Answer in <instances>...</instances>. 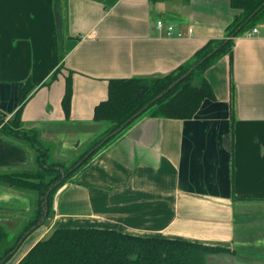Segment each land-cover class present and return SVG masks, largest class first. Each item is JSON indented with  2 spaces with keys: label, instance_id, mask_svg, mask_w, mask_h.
<instances>
[{
  "label": "crops",
  "instance_id": "0c3cea01",
  "mask_svg": "<svg viewBox=\"0 0 264 264\" xmlns=\"http://www.w3.org/2000/svg\"><path fill=\"white\" fill-rule=\"evenodd\" d=\"M239 12L230 0H0V112L10 118L30 79L22 127L38 130L52 159L73 157L103 127L93 109L107 98L109 79L171 72L209 39L225 38ZM158 19L184 36L163 35ZM256 26L264 29V20ZM232 41L231 68L224 54L204 72L214 99H204L188 119H136L55 192L52 217L20 241L6 264L57 227L217 245L234 253L209 254L206 264H264V36L244 32ZM60 63L57 78L44 85ZM33 156L0 134V170L32 167ZM29 209L27 192L0 183L8 239Z\"/></svg>",
  "mask_w": 264,
  "mask_h": 264
},
{
  "label": "trees",
  "instance_id": "16d2710c",
  "mask_svg": "<svg viewBox=\"0 0 264 264\" xmlns=\"http://www.w3.org/2000/svg\"><path fill=\"white\" fill-rule=\"evenodd\" d=\"M230 4L240 12L227 25L226 37L209 39L189 60L171 72L156 78L109 79L107 98L93 109V120L106 123L107 129L102 136H95L84 144L83 151L74 156L67 165L64 161L51 158L49 147L41 141L38 130L22 127L23 107L34 88L30 79L26 80L18 92L16 111L8 119L0 112V134L32 149L33 165L0 170V183L34 195L28 219L13 237L8 239L6 229L0 225V264L6 263L15 253L20 241L43 225L52 214V200L58 188L83 169L100 149L117 138L136 119L144 115L188 119L194 115L204 99L215 98L204 72L224 54L229 55L231 68L232 38L264 20V0H230ZM213 50L215 51L208 55ZM62 57L60 54L59 60ZM195 64L196 67L180 79ZM62 67L64 66L60 63L44 85L54 81ZM71 75L72 72L68 71L65 76L61 100L66 119L69 118L71 109ZM176 80L178 81L168 89ZM141 88L143 93L139 96ZM233 97L234 87L230 79V103L233 102ZM154 98L156 99L152 101ZM146 104L148 106L139 112ZM135 114L137 115L133 117ZM107 136L109 137L100 144ZM89 152L87 158H84ZM46 206L48 209L45 214ZM215 253L234 251L217 245L138 236L113 229L57 227L48 237L38 240L16 264H205L206 257Z\"/></svg>",
  "mask_w": 264,
  "mask_h": 264
},
{
  "label": "built area",
  "instance_id": "2783aa9c",
  "mask_svg": "<svg viewBox=\"0 0 264 264\" xmlns=\"http://www.w3.org/2000/svg\"><path fill=\"white\" fill-rule=\"evenodd\" d=\"M155 28L167 37H178L179 38V37L184 36L183 31L175 29V27L171 23L164 22L163 20H160V19L155 21ZM192 33H193L192 28H188L187 34L192 35ZM245 35H247V36H254V35L264 36V29H260L259 27L254 26L250 30H247L245 32Z\"/></svg>",
  "mask_w": 264,
  "mask_h": 264
},
{
  "label": "rangeland",
  "instance_id": "374dc122",
  "mask_svg": "<svg viewBox=\"0 0 264 264\" xmlns=\"http://www.w3.org/2000/svg\"><path fill=\"white\" fill-rule=\"evenodd\" d=\"M106 129H107V125H106V123H103V127L101 128V130H99V131L97 132L96 136H98V135L102 136ZM103 139H104V138H103ZM103 139H102V140H103ZM81 151H83V147H82V148H78V150L76 151V154H75L74 156H77ZM74 156H73V157H70V158H61V157H58V160L64 161L65 164L67 165V164L70 163V161H72V160L75 158ZM78 172H79V171H78ZM78 172H77V173H78ZM77 173H76V174H77ZM76 174H74V175H73L68 181H70V180H71ZM68 181H66V182H68ZM66 182H65V183H66ZM65 183H64V184H65ZM64 184H63V185H64ZM63 185H62V186H63ZM62 186H61V187H62ZM59 188H60V187H59ZM59 188H58V189H59ZM54 194H55V193H54ZM27 195H28V200H29V202H30V209H29L28 213L26 214L25 221L28 219V215H29L30 212H31V209H32V203H31V200H32L34 194H33V193H28V192H27ZM52 213H53V210H52ZM51 217H52V214L47 218L46 221H48V219L51 218ZM46 221H45V222H46ZM9 260H10V259H9ZM9 260H8V261H9ZM6 263H7V262H6ZM6 263H5V264H6Z\"/></svg>",
  "mask_w": 264,
  "mask_h": 264
},
{
  "label": "water",
  "instance_id": "95a60500",
  "mask_svg": "<svg viewBox=\"0 0 264 264\" xmlns=\"http://www.w3.org/2000/svg\"><path fill=\"white\" fill-rule=\"evenodd\" d=\"M249 19V18H248ZM247 19V20H248ZM55 21H56V24H57V26H59V17H58V14H56L55 15ZM59 39H60V36H59ZM215 50H213L212 52H210L208 55H210L211 53H213ZM205 57H207V56H205ZM205 57L202 59V60H200L198 63H200V62H202L204 59H205ZM196 65L197 64H195L189 71H187L183 76H181V78L180 79H182L183 77H185L194 67H196ZM178 80H176V81H174L169 87H168V89L171 87V86H173L176 82H177ZM143 93V88H141V90L138 92V95L140 96L141 94ZM157 97H159V96H157ZM156 97V98H157ZM156 98H154L152 101H154ZM148 106V104H146L139 112H141V111H143L146 107ZM138 114V113H137ZM137 114H135L133 117H135ZM129 121V120H128ZM120 130V128L119 129H117L116 130V132L117 131H119ZM109 136H107L106 138H104L101 142H100V144H102L107 138H108ZM90 154V152L89 153H87L85 156H84V158H87V156ZM80 164V162L77 164V165H79ZM47 206L45 207V214L47 213ZM207 258V257H206ZM205 264H206V262H205Z\"/></svg>",
  "mask_w": 264,
  "mask_h": 264
}]
</instances>
